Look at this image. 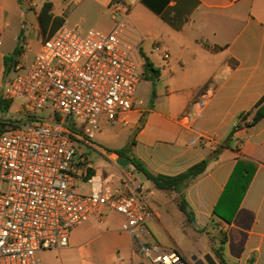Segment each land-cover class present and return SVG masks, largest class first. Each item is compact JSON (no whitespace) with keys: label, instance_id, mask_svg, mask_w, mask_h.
Here are the masks:
<instances>
[{"label":"crops","instance_id":"crops-1","mask_svg":"<svg viewBox=\"0 0 264 264\" xmlns=\"http://www.w3.org/2000/svg\"><path fill=\"white\" fill-rule=\"evenodd\" d=\"M45 3L52 4L53 17L64 18L63 26L80 33L111 32L116 25V6L122 8L121 16L128 14L133 37L142 36V45L151 46L149 57L140 48L144 64L148 58L159 71L157 80L165 81L164 96L159 90L147 105L137 100L126 122H119L132 137L131 156L152 174L168 176L208 160L201 176L181 193L166 196L177 206L180 196L186 198L196 231L218 230L221 238L213 247L224 240L225 264H264V117L253 126L237 127L241 116L249 114L264 97V0H0V96L15 78L14 68V72L29 69L16 65L15 56L11 61L14 67L7 73L8 58L17 48L22 52L28 27H40L47 34L45 40L51 33V26L44 32L39 21ZM31 10L36 23L28 12ZM45 40H41L39 50ZM165 52L169 58L163 56ZM246 118L251 121L252 115ZM106 155L111 164L102 173L83 161V156L75 166L82 170L89 165L94 169L92 175L127 174L131 189L143 186L154 212L148 222L150 242L175 249L190 261L175 241V247H168L154 234L153 221H160L157 214L164 206L153 208L151 189L137 183L136 173L140 172L133 165L121 166L118 155ZM241 160L254 162L257 168L232 215L233 198L227 185ZM74 183L76 188L87 185L90 193L85 178L79 176ZM216 207L231 221L215 215ZM103 214V222L93 216L74 228L68 247L40 252V264L145 262L138 253L137 240L126 230L125 217L107 208ZM213 247L193 254L198 258L211 254L220 264Z\"/></svg>","mask_w":264,"mask_h":264},{"label":"built area","instance_id":"built-area-1","mask_svg":"<svg viewBox=\"0 0 264 264\" xmlns=\"http://www.w3.org/2000/svg\"><path fill=\"white\" fill-rule=\"evenodd\" d=\"M121 10L114 9L111 32L84 36L62 26L43 42L27 73L4 87L3 98L26 99L23 119H38L4 120L15 127L0 132V264H40V252L68 247L72 230L93 216L103 222L106 208L125 217L149 264H188L179 251L150 242L154 212L143 186L131 189L127 174L89 176V165L75 166L76 140L91 144L102 120L126 122L137 103L143 37H133ZM71 117L83 119L81 132L67 127ZM79 176L89 194L75 190Z\"/></svg>","mask_w":264,"mask_h":264},{"label":"rangeland","instance_id":"rangeland-1","mask_svg":"<svg viewBox=\"0 0 264 264\" xmlns=\"http://www.w3.org/2000/svg\"><path fill=\"white\" fill-rule=\"evenodd\" d=\"M33 18V23H36L35 12L33 10L28 11ZM66 27H69L66 25ZM87 32H82L81 35H86ZM27 39L22 40V52L17 56L15 60L16 65L30 67L36 54L38 53L41 40H45L47 37L46 33H43L40 27L37 29H32L31 26L28 27L26 31ZM29 42H28V41ZM143 47L145 54L151 56V46L150 44L141 45ZM15 71V68L13 69ZM12 72L13 77L23 76L27 73L28 68L23 69L20 72ZM165 81L164 80H149L143 78L136 94L137 100L145 101V104H149V99L153 100L154 95L158 94V91H161V95H165L164 90ZM159 91V92H160ZM26 99L24 97H19L13 100L12 106L6 112L0 111V121L7 124L9 120L12 122H17L24 118V105ZM135 108V106H134ZM43 117L48 120H54L49 113L41 114ZM67 127L75 129L78 132L83 130V119L71 117L67 121ZM2 127L0 126V130ZM8 130V129H7ZM127 127L122 125L119 122H105L104 120L100 123V128L97 131L95 138L91 141V144L86 142H77V155L75 157V162L77 163L81 160L82 156L85 157V161L89 164H92L98 173H102L104 168L108 167L111 162L106 155V153H111L112 150L117 148H126L129 147V144L132 140L131 135L126 132ZM81 162V161H80ZM84 166V164H80ZM94 170V169H93ZM137 183H144L152 191V199H149L151 205L154 209H157L160 206H164L160 212L157 214V219L153 221V231L154 234L158 237L163 245L168 247H175L174 241L177 243L178 247L181 248L187 258L191 261L193 256L196 254L202 253L203 249L208 246L213 247L215 240H220L221 236L218 230H195L193 225L187 221L186 217L179 210L175 202H171L169 197L172 198L174 193H165L155 187L153 184L148 181L142 174L136 173ZM79 193L89 194V187L87 185H81L80 188H75ZM169 197H167V196ZM161 223V224H160ZM187 228V232L184 229ZM210 232V233H208ZM196 253V254H193ZM203 258V256L201 257ZM145 262H149L144 258Z\"/></svg>","mask_w":264,"mask_h":264},{"label":"trees","instance_id":"trees-1","mask_svg":"<svg viewBox=\"0 0 264 264\" xmlns=\"http://www.w3.org/2000/svg\"><path fill=\"white\" fill-rule=\"evenodd\" d=\"M52 10V4L45 3L40 14H39V21L40 25L44 32L47 31L48 27L51 26V33L49 34V37L53 36L63 25H64V18L63 17H53L50 14V11ZM21 51L19 48L16 49L14 54L8 58L7 61V73H9L12 70V67L14 65H11V61L14 59L15 56L20 55ZM143 78L149 79L152 81H155L159 78V71L154 67L152 62L146 58L145 64H144V75ZM13 101L7 100L3 98V96H0V111L6 112L10 109L12 106ZM247 115H252V120L247 121ZM264 117V97L262 100L255 106V108L249 112V114L242 115L241 116V122L238 124L237 127H243V126H253L258 121H260ZM38 117H27L25 119L20 120L21 122L28 123L34 120H37ZM19 121V122H20ZM0 126L2 131H6L7 129L14 128L15 126L11 124H6L4 122L0 121ZM76 142H80L79 140H76ZM133 140H131L129 147L126 148H120V149H114L111 152L118 155L120 158H123L129 162V165H133L134 168L142 173L148 180L152 181L157 189L164 190L168 192L173 193H181L186 187L189 186V184L201 176L207 169L208 166V160H203L192 167H190L187 171L175 175V176H168V175H154L152 174L147 167L136 157L131 156V144ZM219 150H216L214 153L216 154ZM81 164V162L79 163ZM257 168V164L251 161H239L238 164L235 167V170L228 182L227 189L228 192H231V196L233 198V208H232V215L236 212L238 206L241 203V200L243 196L245 195L247 189L249 188L255 171ZM94 174V171H90V175ZM226 189V191H227ZM225 198V194L223 196ZM222 197V200H223ZM227 197V193H226ZM178 208L179 210L186 216L187 221L191 224L194 223V213L192 212L189 203L187 202L186 198L183 196H180L178 198ZM214 214L219 216L222 219H225L226 221H231L232 218H226L219 210L215 209ZM224 240L222 239V245L219 244L218 247H213V253L216 259L220 262V264H225L224 260V254H223V244ZM185 259V258H184ZM186 260V259H185ZM187 261V260H186ZM188 264H192L191 261H187ZM138 264H147L146 262H140Z\"/></svg>","mask_w":264,"mask_h":264},{"label":"water","instance_id":"water-1","mask_svg":"<svg viewBox=\"0 0 264 264\" xmlns=\"http://www.w3.org/2000/svg\"><path fill=\"white\" fill-rule=\"evenodd\" d=\"M118 163L123 167H126L129 164V162L123 158H119ZM192 261L194 264H217L211 254L205 255L203 258L193 256Z\"/></svg>","mask_w":264,"mask_h":264}]
</instances>
